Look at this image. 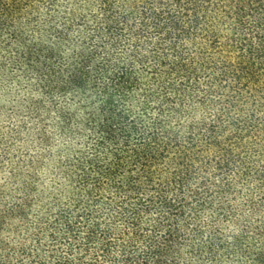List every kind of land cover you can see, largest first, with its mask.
I'll use <instances>...</instances> for the list:
<instances>
[{"label":"trees","instance_id":"1","mask_svg":"<svg viewBox=\"0 0 264 264\" xmlns=\"http://www.w3.org/2000/svg\"><path fill=\"white\" fill-rule=\"evenodd\" d=\"M0 264H264V0H0Z\"/></svg>","mask_w":264,"mask_h":264}]
</instances>
